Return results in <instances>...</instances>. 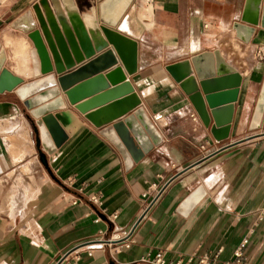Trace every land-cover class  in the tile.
<instances>
[{
    "label": "crops",
    "instance_id": "0c3cea01",
    "mask_svg": "<svg viewBox=\"0 0 264 264\" xmlns=\"http://www.w3.org/2000/svg\"><path fill=\"white\" fill-rule=\"evenodd\" d=\"M102 1L74 0L79 10L96 4L100 26ZM246 1L133 0L112 28L137 41V71L128 73L111 43L66 71L114 50L118 63L75 86L103 76L109 87L79 103L89 101L114 86L106 74L122 67L162 138L130 166L102 134L110 126H95L63 90L34 108L38 117L17 94L18 86L0 92V264H58L63 256L60 264H68L76 255L77 264H155L160 252L171 264H197L204 255L223 264L237 260L238 251L240 264H264V114L260 126L251 127L264 84V61L239 56L249 65L240 67L228 46H264L261 23L242 19ZM47 3L55 11L54 0ZM44 7L42 0H0L4 67L9 68V47L13 49L6 37H25L33 49L27 35L40 28L38 10L44 14ZM236 23L255 27L249 41L238 37ZM216 50L242 76L229 136L223 140L214 137L213 121L209 126L203 122L167 69ZM30 62L26 72L9 69L23 83L26 77H42L34 75ZM47 114L66 136L52 152L37 140L38 120ZM200 189L201 197L193 202ZM128 236L134 238L130 247L115 246ZM114 240L121 242L109 246Z\"/></svg>",
    "mask_w": 264,
    "mask_h": 264
},
{
    "label": "water",
    "instance_id": "95a60500",
    "mask_svg": "<svg viewBox=\"0 0 264 264\" xmlns=\"http://www.w3.org/2000/svg\"><path fill=\"white\" fill-rule=\"evenodd\" d=\"M42 2L45 13L38 10L40 28L33 29L28 35L38 51L41 74L55 72L57 83L36 92L25 99L24 104L29 110L34 109L59 96L63 90L70 102L95 126H110L109 129L102 130V134L122 153L126 165H132L134 160L141 158L159 144L162 138L153 120L140 106L142 99L132 82L126 80L122 67L118 66L106 74L114 86L89 101L79 103L83 98L109 87L103 76L99 74L98 77L75 86L81 80L101 73L118 63L114 50L111 48L105 50L74 72L66 71L74 67L76 60L82 61L85 56L94 55L97 51L108 47L110 43L128 73L133 74L137 71V41L112 28L117 26L133 0L102 1L99 6L100 20L107 26L104 24L100 26L96 4L87 10H79L74 0H62V4L59 0H54L55 11H53L47 0ZM242 19L253 25L261 23L264 27V0H247ZM234 27L238 37L244 41H249L255 31L254 26L242 23H236ZM4 60L5 56L1 55L0 92L12 91L24 81L22 76L4 67ZM167 69L189 96L203 122L209 126L213 121L211 130L214 137L218 140L227 138L234 114V102L238 98L242 79L236 68L227 63L220 50H216L170 64ZM120 81L121 84H117ZM104 104L106 105L89 112L92 108ZM263 114L264 84L251 124L253 129L260 126ZM121 117L124 118L120 119ZM42 122L48 129L49 136L54 140L53 143L61 146L66 136L58 122L54 121L53 115H45ZM38 124L40 128L38 144L42 143L48 152H52L56 146L46 147L39 120ZM42 158L44 160L46 158L44 153ZM44 162L46 163V160ZM202 192V189L198 190L192 198L193 202L201 197ZM64 258L65 256L58 264Z\"/></svg>",
    "mask_w": 264,
    "mask_h": 264
},
{
    "label": "rangeland",
    "instance_id": "374dc122",
    "mask_svg": "<svg viewBox=\"0 0 264 264\" xmlns=\"http://www.w3.org/2000/svg\"><path fill=\"white\" fill-rule=\"evenodd\" d=\"M208 24V23H207ZM6 44H10L13 46L9 47L10 49V61L8 62V67L14 69L15 71L18 69L20 72H26L28 71L27 63L28 61L30 62V59H32L31 52L32 49L28 46L27 39L25 37H15V36H7L6 37ZM233 61L240 66V67H248V63L242 62L244 59L240 60L239 56H243L244 58L248 55L252 57V61H264V54H260L258 52L259 47L255 46L252 50H247L245 45H243L241 48L236 45L233 42H229L228 44ZM31 47L33 48L32 44ZM232 47V49L230 48ZM13 51H14V56H13ZM264 51V50H263ZM15 60L17 61L18 64L15 63ZM31 65H33V62H30ZM10 68V69H11ZM34 71V68H33ZM17 72V71H16ZM34 77L31 78H25L26 82H29L31 80H34Z\"/></svg>",
    "mask_w": 264,
    "mask_h": 264
},
{
    "label": "bare ground",
    "instance_id": "6f19581e",
    "mask_svg": "<svg viewBox=\"0 0 264 264\" xmlns=\"http://www.w3.org/2000/svg\"><path fill=\"white\" fill-rule=\"evenodd\" d=\"M96 14H97V10H96ZM99 18H100V10H99ZM207 26H209V24H207ZM27 36H28V38L30 40V43L33 46V49H32V52H31L33 68H34L33 73H34L35 76L39 77L40 75L42 76V74H41V70H40V68H41L40 64L41 63H40V58L38 56V51H37V48L35 47V45L32 43V40L29 37V35H27ZM259 48H261L260 50H264V46H259ZM56 83H57V79H56L55 73L51 72V73H48V74H43V76L40 77V78H37L35 80H32V81L25 82V83L21 84L20 86H18L16 88V91H17V94L20 96V98L25 100V99L29 98L30 96H32L34 93H36V92L40 91L41 89H43L46 85L50 86V85H53V84H56ZM31 112H33V114H35L38 117L39 112H38L37 109H31ZM39 121H40V125H41V128H42L43 140H44V142L46 144V147L52 148L53 146H56L53 143L51 137L49 136V134H48L49 131H47L48 129L43 124L42 119H39ZM18 155H20V154H18ZM19 196H20V194H19ZM21 196H22V194H21ZM23 197L25 198V196H23ZM14 199H15V197H14ZM21 199H23V198H21ZM21 199H19V200H21ZM16 200H18V199L16 198ZM14 202H15V200H14ZM20 202H22V201H20ZM15 203L17 205V202H15ZM18 203H19V201H18Z\"/></svg>",
    "mask_w": 264,
    "mask_h": 264
},
{
    "label": "built area",
    "instance_id": "2783aa9c",
    "mask_svg": "<svg viewBox=\"0 0 264 264\" xmlns=\"http://www.w3.org/2000/svg\"><path fill=\"white\" fill-rule=\"evenodd\" d=\"M260 49L261 48H259L258 52L263 55L264 51L260 50ZM126 239L127 240H125V241H127V242L122 241V244H117V243H120L121 241H116V240L110 241L108 244H109V246H113V245L117 244V245H115L116 247H120L121 245H124L125 247H130V245L134 242V238H131V236H128ZM241 255H242V253L238 251V252H236V257H238L237 260L227 261L223 264H240L239 258L241 257ZM79 260H80V256L76 255L75 257H73L68 262V264H77V262ZM153 262L155 264H171V263H167L164 255L161 252L156 254L155 258L153 259ZM197 264H214V263L210 260V258L207 255H204L200 258V260Z\"/></svg>",
    "mask_w": 264,
    "mask_h": 264
},
{
    "label": "trees",
    "instance_id": "16d2710c",
    "mask_svg": "<svg viewBox=\"0 0 264 264\" xmlns=\"http://www.w3.org/2000/svg\"><path fill=\"white\" fill-rule=\"evenodd\" d=\"M28 118L33 122V124H34V119L30 116V115H28ZM36 137H37V135H36ZM47 167V169H48V171L50 172V174L52 175V177L58 182V183H60V184H62L61 182H60V180H58L55 176H54V174L52 173V171L50 170V168L48 167V166H46Z\"/></svg>",
    "mask_w": 264,
    "mask_h": 264
}]
</instances>
